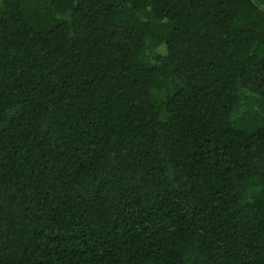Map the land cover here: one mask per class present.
<instances>
[{
	"label": "trees",
	"instance_id": "obj_1",
	"mask_svg": "<svg viewBox=\"0 0 264 264\" xmlns=\"http://www.w3.org/2000/svg\"><path fill=\"white\" fill-rule=\"evenodd\" d=\"M0 264H264V0H0Z\"/></svg>",
	"mask_w": 264,
	"mask_h": 264
}]
</instances>
